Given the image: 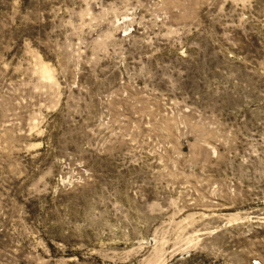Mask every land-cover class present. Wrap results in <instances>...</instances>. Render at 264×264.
Here are the masks:
<instances>
[{
  "label": "rangeland",
  "instance_id": "374dc122",
  "mask_svg": "<svg viewBox=\"0 0 264 264\" xmlns=\"http://www.w3.org/2000/svg\"><path fill=\"white\" fill-rule=\"evenodd\" d=\"M0 264H264V0H0Z\"/></svg>",
  "mask_w": 264,
  "mask_h": 264
}]
</instances>
